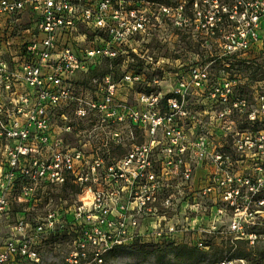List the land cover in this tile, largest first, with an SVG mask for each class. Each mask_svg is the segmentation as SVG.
<instances>
[{"label":"built area","instance_id":"obj_1","mask_svg":"<svg viewBox=\"0 0 264 264\" xmlns=\"http://www.w3.org/2000/svg\"><path fill=\"white\" fill-rule=\"evenodd\" d=\"M149 4L0 0V22H10L22 30H14L17 37L25 38L19 44L23 59L16 62L2 49L0 27V221L18 196L13 193L18 172L35 184L79 190L75 202L58 208L48 203L43 216L18 217L0 245V264H44L50 241L69 235L67 263L101 264L108 251L145 236V216L152 217L148 234L176 239L181 233L166 215L180 213V189L165 194L164 187L183 167L184 177L190 176L198 142L195 129L186 125L187 98L210 84L207 70L196 66L191 79L177 73L181 78L169 92L135 91L140 77L133 61L148 52L141 43L149 34ZM174 4L173 14L163 6L168 17L182 26L181 12L189 11L183 22L190 21L196 35L210 39L229 61L250 65L264 53V0ZM5 31L3 44L9 48ZM116 61L120 77L107 72L94 80V88L75 82L103 62L112 67ZM145 65L155 71L147 59ZM222 84L221 116L232 119L227 151L215 155L208 141L207 166L214 168L202 195L219 201L222 214L231 212L232 230L242 233L243 220L258 213L254 206H264V85L245 92L236 80Z\"/></svg>","mask_w":264,"mask_h":264},{"label":"rangeland","instance_id":"obj_2","mask_svg":"<svg viewBox=\"0 0 264 264\" xmlns=\"http://www.w3.org/2000/svg\"><path fill=\"white\" fill-rule=\"evenodd\" d=\"M149 1L147 12L149 34L142 43V38L139 37V42L147 47L145 59L155 71L145 65V59L135 55L134 73L140 77L135 91L169 92L173 89L174 81L181 78L177 73L183 76L181 79H191L190 69L196 66L207 70L210 85L198 89V92L187 98L190 115L185 121L188 127L195 129L198 142L190 176L184 177L186 168L183 167L179 177L171 173L165 182V194L180 189L178 199L180 213L166 214L171 222H178L181 226V233L176 237L179 238L178 244H170L173 239H160L152 233L148 234L147 227L152 217L145 216L142 225L145 236L132 244L118 246L108 251L101 264H264V206H254L258 211L256 217L243 220L244 232L238 233L232 230L231 212L222 214L219 211V201L215 202L213 197L202 195L203 188L209 183L210 171L214 168L213 165L212 168L207 166L209 122L214 123L213 153L223 154L227 151L228 144L224 119L221 116L224 104L221 92H218L217 88L221 90L224 85L222 83L231 80L238 81L240 90L245 92H250L251 87L259 86V83L264 85V53L250 65L240 61H229L210 39L196 35V29L190 26L192 24L190 21L183 22V19L191 15L189 11L181 12V18H178L182 26H178L171 17H168L170 12L173 14L175 0ZM163 6L170 12L164 11ZM4 21L5 19H2L0 22L2 49L6 52V57L19 62L23 59L19 44L25 38H18L14 30H22L11 27L10 22L5 24ZM4 31L5 37L11 38L12 46L9 48L3 44ZM120 66V61L114 62L112 67L110 62H103L91 74L78 75L75 82L86 88H94V80H99L106 72L112 71L120 77L122 74ZM235 90L237 92L238 87H235ZM134 98L135 96L133 100ZM69 114L74 116L73 111ZM73 140L72 138L71 141ZM43 154L45 155V152ZM156 159L159 160L158 155ZM16 176L20 180L14 182L13 193L18 196L11 198L10 214L0 221V245L12 234L18 217L43 216L48 203L49 208H58L64 205L65 201L75 202L79 195V190L71 185L52 186L44 182L35 184L28 181L20 172ZM186 228L188 230H185ZM50 242L52 246L43 250L44 264H69L65 257L72 251L70 235L54 237Z\"/></svg>","mask_w":264,"mask_h":264},{"label":"flooded vegetation","instance_id":"obj_3","mask_svg":"<svg viewBox=\"0 0 264 264\" xmlns=\"http://www.w3.org/2000/svg\"><path fill=\"white\" fill-rule=\"evenodd\" d=\"M175 9L178 10V8H175ZM173 16L176 17V12H175V14ZM177 28L180 30V27L177 26ZM224 109H225V107H224ZM212 113H213V111H212ZM222 117L224 119V126L226 128V126L229 124V122H231L232 119H231V117H227V116H224V115ZM211 118H212V116H211ZM213 124H214L213 121L209 122L208 130H209L210 141H212L213 136L215 134ZM225 137H226V133H225Z\"/></svg>","mask_w":264,"mask_h":264},{"label":"trees","instance_id":"obj_4","mask_svg":"<svg viewBox=\"0 0 264 264\" xmlns=\"http://www.w3.org/2000/svg\"><path fill=\"white\" fill-rule=\"evenodd\" d=\"M107 73V72H106ZM178 240H177V238L176 239H173V242H169L170 244H178V242H177Z\"/></svg>","mask_w":264,"mask_h":264}]
</instances>
